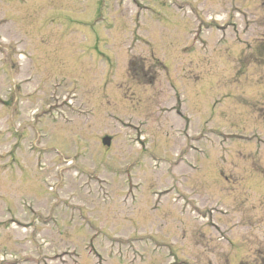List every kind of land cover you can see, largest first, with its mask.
<instances>
[{"label": "rangeland", "instance_id": "374dc122", "mask_svg": "<svg viewBox=\"0 0 264 264\" xmlns=\"http://www.w3.org/2000/svg\"><path fill=\"white\" fill-rule=\"evenodd\" d=\"M0 38V264H264V0H0Z\"/></svg>", "mask_w": 264, "mask_h": 264}, {"label": "flooded vegetation", "instance_id": "af4514ba", "mask_svg": "<svg viewBox=\"0 0 264 264\" xmlns=\"http://www.w3.org/2000/svg\"><path fill=\"white\" fill-rule=\"evenodd\" d=\"M264 263V262H263ZM257 264H262V262H260V261H257Z\"/></svg>", "mask_w": 264, "mask_h": 264}]
</instances>
